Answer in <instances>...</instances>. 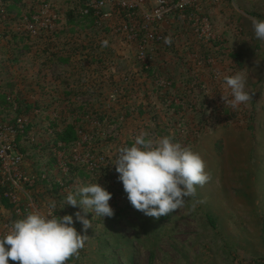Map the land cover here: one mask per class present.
Here are the masks:
<instances>
[{"label":"rangeland","instance_id":"rangeland-1","mask_svg":"<svg viewBox=\"0 0 264 264\" xmlns=\"http://www.w3.org/2000/svg\"><path fill=\"white\" fill-rule=\"evenodd\" d=\"M121 2L0 0V235L55 201L78 232L74 213L92 224L65 264H264V41L251 23L264 0H167L161 19L156 0ZM238 71L252 99L234 109L223 76ZM142 131L198 152L210 177L158 219L111 165ZM96 179L112 217L64 206Z\"/></svg>","mask_w":264,"mask_h":264},{"label":"clouds","instance_id":"clouds-1","mask_svg":"<svg viewBox=\"0 0 264 264\" xmlns=\"http://www.w3.org/2000/svg\"><path fill=\"white\" fill-rule=\"evenodd\" d=\"M251 23L255 37L264 41V19L253 18ZM248 77L243 71L223 76L228 93L222 96L224 103L235 109L252 99L246 90ZM111 165L134 209L157 219L181 208L186 198L195 195L196 186L210 178L198 152L170 136L155 138L144 131L134 137L131 146L118 149ZM111 198L112 193L96 179L69 192L64 206L79 207L101 218L112 217ZM74 215L82 224L80 232L74 227L73 214H56L55 201L48 202L45 214L30 211L12 221L0 235V264H9V260L17 264H65L84 247L87 235L83 232L92 227L79 211Z\"/></svg>","mask_w":264,"mask_h":264},{"label":"built area","instance_id":"built-area-1","mask_svg":"<svg viewBox=\"0 0 264 264\" xmlns=\"http://www.w3.org/2000/svg\"><path fill=\"white\" fill-rule=\"evenodd\" d=\"M196 0H177L174 8L177 10L184 9L185 7L194 4ZM140 0H122L121 4L123 6L133 7L137 5ZM167 0H156V6L151 13V17L154 19H161L163 14L167 11ZM160 38L159 36L157 37Z\"/></svg>","mask_w":264,"mask_h":264},{"label":"trees","instance_id":"trees-1","mask_svg":"<svg viewBox=\"0 0 264 264\" xmlns=\"http://www.w3.org/2000/svg\"><path fill=\"white\" fill-rule=\"evenodd\" d=\"M68 128H72L71 126H68ZM59 134V133H58ZM69 134H67L66 136H68ZM209 216V215H208Z\"/></svg>","mask_w":264,"mask_h":264}]
</instances>
